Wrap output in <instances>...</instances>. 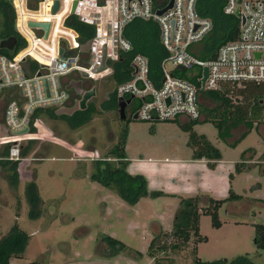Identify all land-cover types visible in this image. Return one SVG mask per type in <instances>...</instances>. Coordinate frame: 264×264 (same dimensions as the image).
Masks as SVG:
<instances>
[{"label":"rangeland","instance_id":"rangeland-1","mask_svg":"<svg viewBox=\"0 0 264 264\" xmlns=\"http://www.w3.org/2000/svg\"><path fill=\"white\" fill-rule=\"evenodd\" d=\"M203 41L193 47L201 49ZM31 52L45 61L40 53ZM166 65L172 67L170 61ZM94 85L96 94L87 103L91 100L95 110L84 123L72 126L63 116L41 114L42 125H37L36 136L31 138L33 145L27 157L17 162L16 184L9 183L0 166V235L15 222L28 234L23 252L10 264L37 258L46 264H193L194 254L209 260L244 253L264 264V248L256 247L253 239L255 224L264 223V117L252 126L229 119L221 130L204 115L194 119L192 130L220 150L218 158H196L189 130L183 126L189 119L142 120L129 114L121 118L117 107H103L115 85L112 76ZM232 98L240 100L236 95ZM121 136L126 169L142 173L148 190L159 193L130 203L92 177L95 160L106 155ZM249 149L254 151L252 158L236 170V163L244 161ZM31 181L37 195L34 207L26 195ZM229 185L241 197L219 208V227L212 225L210 215L200 214L199 233L205 240L195 245L191 237L179 249L148 254L153 221L170 230L180 196L222 198L228 195ZM32 212L37 215L31 216ZM106 234L120 239L126 248L113 254L103 250Z\"/></svg>","mask_w":264,"mask_h":264},{"label":"built area","instance_id":"built-area-1","mask_svg":"<svg viewBox=\"0 0 264 264\" xmlns=\"http://www.w3.org/2000/svg\"><path fill=\"white\" fill-rule=\"evenodd\" d=\"M9 1L15 14L14 29L24 39V45L13 54L0 52V145L8 144L6 157L10 160L19 162L27 157L21 154V149L28 139L36 136L37 125H42L40 118H33L37 109L77 101L79 96L73 88L66 87L70 80L85 79L89 85L84 87L88 89L95 87V81L112 76L113 63L133 49L123 31L135 18L157 22L166 54L157 75L152 74L145 54L134 52L130 56V77L115 82L112 89L116 99L119 96L130 99L125 106L130 116L136 112L142 120L201 118L199 88L205 65L208 74L203 89L264 82V0L224 1L225 13L235 14L238 10L239 29L236 38L212 51L217 53L214 59H209L212 52L206 56L202 48L193 47L213 27L212 19L199 12L198 0H172V5L161 13L158 9L170 0H58L55 12H52L54 0ZM71 14L93 25L88 40L82 42L77 30L65 24ZM29 20L49 21L47 35L42 27L29 25ZM87 42L88 48L83 49ZM32 49L45 62L36 58ZM33 59L37 65L31 63ZM167 61L172 65L170 69ZM102 63L105 65L100 68ZM81 71L87 73L86 77ZM134 99L138 102L134 103Z\"/></svg>","mask_w":264,"mask_h":264},{"label":"trees","instance_id":"trees-1","mask_svg":"<svg viewBox=\"0 0 264 264\" xmlns=\"http://www.w3.org/2000/svg\"><path fill=\"white\" fill-rule=\"evenodd\" d=\"M225 0H198L197 8L203 15L212 19L213 27L211 32L204 38L202 44V54L215 50L221 43L234 39L239 29V17L233 13H225L223 4ZM14 9L9 0H0V37L6 38L15 36L16 42L10 48L0 47V52L13 54L24 45V39L14 29ZM65 24L77 30L79 39L83 42L90 38L93 33V25L83 22L76 15H69ZM124 35L132 42L133 49L124 53L116 60L112 79L115 82L122 81L130 77L131 65L130 56L134 52H141L148 57L149 66L152 74L157 75L160 72V61L165 56L166 50L163 47L158 24L152 19L135 18L124 26ZM203 39V40H204ZM33 65L38 62L31 60ZM200 92V109L204 115L203 119H211L214 124L221 130L223 124L231 119L234 122H244L248 126L253 123L262 121L264 117V82L248 81L243 85H225L222 89H201ZM232 95L240 97L239 101H233ZM207 99L214 102V105L202 101ZM117 106L116 96L111 90L109 97L104 101L103 107ZM95 108L94 103L90 100L83 109H76L70 114H57L55 108L37 109L33 118H39L41 114L50 117L63 116L67 118L72 126H78L84 123L92 114ZM95 110V109H94ZM1 119V116H0ZM176 119V118H174ZM189 120L183 124L184 128L189 130L190 142L195 146L194 156L196 158H218L220 150L213 145L204 135L197 134L192 130V122ZM243 137V136H242ZM33 145V140L28 139L21 149V154L26 156ZM8 144L0 145V166L5 170V175L9 183L16 184L17 161L10 160L6 157ZM240 163H236V170H240ZM127 161L124 151V138L112 146L106 155L96 159L92 177L100 181L103 185L112 188L120 197L130 203L136 202L144 195H155L157 190L149 191L147 188V179L142 173H130L126 169ZM232 176V174H230ZM26 195L29 202L36 206L37 195L34 181L26 185ZM241 197L230 186L228 195L222 198H216L209 194L180 196L179 205L172 219L170 230H164L162 225L153 221V234L147 246V252L155 256L158 251L167 252L168 250L179 249L189 242L191 237L196 243L205 240L206 236L199 233L198 220L201 213L210 215L211 223L215 227L221 225L218 210L227 201H235ZM34 211V210H33ZM35 214V215H33ZM36 216L32 212L31 216ZM28 234L15 222L9 228L5 235H0V264H9L11 255H18L23 252V245L27 242ZM254 243L258 248H264V223L255 224ZM102 241H105L103 250L106 248L111 254L118 250L126 248V245L118 238L111 235H104ZM196 246L193 251L195 253ZM24 264H46L43 260L27 262ZM193 264H259L254 261L248 254H238L234 257H218L204 260L194 254Z\"/></svg>","mask_w":264,"mask_h":264},{"label":"water","instance_id":"water-1","mask_svg":"<svg viewBox=\"0 0 264 264\" xmlns=\"http://www.w3.org/2000/svg\"><path fill=\"white\" fill-rule=\"evenodd\" d=\"M59 2L58 0H54V4L52 6V12H55L58 8ZM172 5V0L169 1V3L164 6L163 8L158 9V12L161 13L163 12L165 9H167L168 7H170ZM235 14H238V10L235 11ZM241 20H244V17H241ZM29 25L31 26H40L44 29V35L46 36L49 30V26H50V22L49 21H38V20H29ZM16 41V37L15 36H9L7 38H4L2 40H0V47H6V48H12L15 44ZM89 46V42H87L86 44H83L82 48L83 49H87ZM61 52V49H60ZM216 51L212 52L211 55L209 56V59H214L216 57ZM256 55H259V53H256ZM104 63L101 64L100 68L104 67ZM208 74V66L205 65L202 68V76L200 78V82H201V89L204 88V82L205 79L207 77ZM81 75L83 77H86L87 73L84 71H81ZM67 88H73L74 92L79 96L77 101H75L72 105H62L59 106L57 108H55V112L57 114L60 113H65V114H70L72 113L74 110L76 109H83L86 107L87 105V100L90 99L91 97H93L96 94V89L95 87H90L88 89H85V87L83 86V82L81 80V78L79 79H72L70 80L67 84H66ZM130 101V99H124L122 96H119L116 99V104H117V108H118V113L119 116L121 118H125L126 117V111H125V106L126 104ZM133 118H137V113L134 112L132 115ZM24 131L26 130V128L23 129ZM13 257H18V256H13Z\"/></svg>","mask_w":264,"mask_h":264},{"label":"crops","instance_id":"crops-1","mask_svg":"<svg viewBox=\"0 0 264 264\" xmlns=\"http://www.w3.org/2000/svg\"><path fill=\"white\" fill-rule=\"evenodd\" d=\"M203 115V114H202ZM181 119L183 120V121H187L188 119L185 117V118H183V117H181ZM187 119V120H186ZM242 138V137H241ZM253 154H254V151L252 150V149H249V151L246 153V155H245V158H243V160L244 161H241V163H240V170L243 168V167H245V164H247L249 161H250V159L252 158V156H253ZM202 158V157H201ZM239 163V162H238ZM262 163L264 164V158L262 159ZM219 186H221L222 188H223V185L222 184H220ZM218 187V186H217ZM229 187H230V185L228 186V189H229ZM228 189H227V193H228ZM21 255V254H20ZM13 256H19V255H13ZM13 256H10V258H9V264L11 263V259L12 258H16V257H13Z\"/></svg>","mask_w":264,"mask_h":264},{"label":"flooded vegetation","instance_id":"flooded-vegetation-1","mask_svg":"<svg viewBox=\"0 0 264 264\" xmlns=\"http://www.w3.org/2000/svg\"><path fill=\"white\" fill-rule=\"evenodd\" d=\"M7 38V37H6ZM4 39V38H3ZM16 42V41H15ZM76 79H79V78H76ZM82 80V82H83V86H87V85H89V82H85V79H81ZM117 107V106H116ZM117 110H118V108H117ZM127 114V113H126Z\"/></svg>","mask_w":264,"mask_h":264},{"label":"bare ground","instance_id":"bare-ground-1","mask_svg":"<svg viewBox=\"0 0 264 264\" xmlns=\"http://www.w3.org/2000/svg\"><path fill=\"white\" fill-rule=\"evenodd\" d=\"M42 62H45V61H42Z\"/></svg>","mask_w":264,"mask_h":264}]
</instances>
